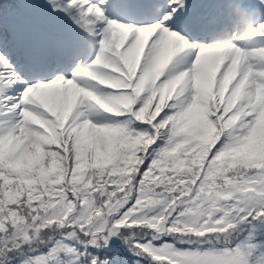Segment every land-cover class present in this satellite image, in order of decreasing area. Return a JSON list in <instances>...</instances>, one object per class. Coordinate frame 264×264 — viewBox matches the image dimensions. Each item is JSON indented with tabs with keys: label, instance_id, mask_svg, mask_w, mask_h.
<instances>
[{
	"label": "snow or ice",
	"instance_id": "obj_1",
	"mask_svg": "<svg viewBox=\"0 0 264 264\" xmlns=\"http://www.w3.org/2000/svg\"><path fill=\"white\" fill-rule=\"evenodd\" d=\"M0 264H264V0H0Z\"/></svg>",
	"mask_w": 264,
	"mask_h": 264
},
{
	"label": "trees",
	"instance_id": "obj_2",
	"mask_svg": "<svg viewBox=\"0 0 264 264\" xmlns=\"http://www.w3.org/2000/svg\"><path fill=\"white\" fill-rule=\"evenodd\" d=\"M5 2H9V3H18L19 0H5Z\"/></svg>",
	"mask_w": 264,
	"mask_h": 264
}]
</instances>
